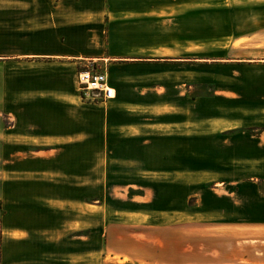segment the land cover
<instances>
[{"label":"crops","instance_id":"obj_1","mask_svg":"<svg viewBox=\"0 0 264 264\" xmlns=\"http://www.w3.org/2000/svg\"><path fill=\"white\" fill-rule=\"evenodd\" d=\"M160 8L52 0L0 56V264H216L196 256L197 225L223 248L264 241V52L236 46L264 33L227 38L208 65L191 56L192 11ZM177 43L186 56L167 53ZM96 64L115 97L86 104L77 74Z\"/></svg>","mask_w":264,"mask_h":264},{"label":"rangeland","instance_id":"obj_2","mask_svg":"<svg viewBox=\"0 0 264 264\" xmlns=\"http://www.w3.org/2000/svg\"><path fill=\"white\" fill-rule=\"evenodd\" d=\"M51 1L0 0V56L12 54L16 51L13 44L14 34H18L22 30H25L24 28H27V26H31L25 23L28 18L34 17L39 12L45 15L51 9ZM157 3L161 5L164 11L172 9L182 12L185 10L192 11L194 18H191V21L195 22L196 27L193 31L194 33H191V35L196 39L194 42L196 51H192L191 56H195V59L208 63V65L222 63L220 59L228 58L226 50L222 49L227 44V38H240L257 32L264 33V0H157ZM164 36L167 43L174 38L178 39L180 34L179 32L168 31L164 33ZM244 42L241 41V43L236 44L237 47L242 46V49L246 50V52L239 56L250 61H256L257 57L255 53L257 51L264 52V46ZM167 53H176L184 57L189 52L185 50V45L180 46L177 43L176 46H171ZM94 67L99 71H106L104 65L96 64ZM10 70L9 65L4 66L0 64V96L3 85L1 77L4 73H9ZM140 85V83H133V87L136 89L140 88ZM151 85L149 88H152ZM155 87L156 85H154ZM181 89H187V85H181ZM189 89L188 96L208 97L214 93V86L212 85ZM82 95L86 104L101 102L94 100L91 93L82 92ZM244 132H249L251 135L260 133L259 131H255V129H248ZM257 184L261 191L264 192V179L259 180ZM92 186L93 184H86V189L88 190L89 187L92 189ZM149 196L152 197V195ZM120 197L121 195L118 193L117 201H120ZM85 200L93 202L96 200V194L86 191ZM196 227L194 229L197 236L196 256L202 258L203 261L207 259V262H210L214 259L216 264H221L224 260L231 259L230 261H234V264H249L247 258V254H249L251 260L255 261L253 264H264V241L246 243L243 244L244 247L228 242L223 248L216 241L212 242V239H214L213 235L217 233L216 231L207 229L204 225H197ZM223 234L226 237H230L229 240L242 239V237L243 239H250L252 236L250 230H225ZM169 235L172 234L169 233ZM262 239L264 240V234L262 235ZM216 248L224 250L221 252ZM114 261L116 264L125 263V261H120L118 258H115Z\"/></svg>","mask_w":264,"mask_h":264},{"label":"built area","instance_id":"obj_3","mask_svg":"<svg viewBox=\"0 0 264 264\" xmlns=\"http://www.w3.org/2000/svg\"><path fill=\"white\" fill-rule=\"evenodd\" d=\"M77 83L80 90L91 93L94 100L106 102L115 97V91L109 85L106 71H99L94 65L86 66L79 71Z\"/></svg>","mask_w":264,"mask_h":264},{"label":"trees","instance_id":"obj_4","mask_svg":"<svg viewBox=\"0 0 264 264\" xmlns=\"http://www.w3.org/2000/svg\"><path fill=\"white\" fill-rule=\"evenodd\" d=\"M1 241H2V234H1V228H0V247H1ZM0 258H1V252H0Z\"/></svg>","mask_w":264,"mask_h":264}]
</instances>
